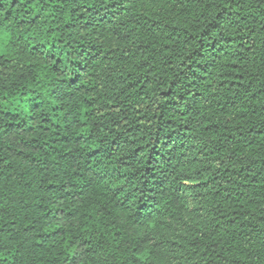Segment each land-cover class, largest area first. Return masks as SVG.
I'll return each mask as SVG.
<instances>
[{"label":"trees","instance_id":"obj_1","mask_svg":"<svg viewBox=\"0 0 264 264\" xmlns=\"http://www.w3.org/2000/svg\"><path fill=\"white\" fill-rule=\"evenodd\" d=\"M0 264H264V0H0Z\"/></svg>","mask_w":264,"mask_h":264}]
</instances>
